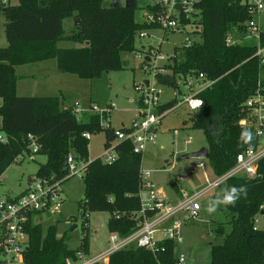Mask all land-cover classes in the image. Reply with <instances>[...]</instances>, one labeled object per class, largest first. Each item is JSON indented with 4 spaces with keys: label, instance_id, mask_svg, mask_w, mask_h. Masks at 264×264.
<instances>
[{
    "label": "trees",
    "instance_id": "obj_1",
    "mask_svg": "<svg viewBox=\"0 0 264 264\" xmlns=\"http://www.w3.org/2000/svg\"><path fill=\"white\" fill-rule=\"evenodd\" d=\"M194 6L199 9V39L178 46L181 48L173 54L172 62L167 64L169 68L163 65L164 70H157L154 75L158 84L175 89L185 82L186 75L196 78L202 72L203 79H213L198 92L203 105L192 114V125L203 129L208 162L214 173L220 175L234 164L236 152L247 145L240 141L241 132L252 128L239 123L242 103L254 92L259 73L264 82V67H259V60L253 55L255 43L226 42L233 28L245 33V22L251 17L247 3L198 0ZM135 7L136 0L130 6L105 4L103 0L0 1L7 40V45L0 46V132L6 136V140H0V175L19 154L32 152L28 147L29 132L40 144L36 152L45 155L35 175L62 183L68 177L66 157L70 151L86 162L81 175L84 231L80 246L70 247L64 235L56 234L54 223L48 224L44 231L42 222L30 219L25 264H61L65 256L75 255L76 250L87 251L85 214L89 211H108V230L121 236L139 224L134 214L140 206L141 153L133 151L131 140H115L113 128L102 124L105 112H93L86 119H79L71 107H62L59 95L17 94L14 71L18 63L46 58H55L60 71L82 78L122 68L121 53L135 49L139 30L151 27L145 20L135 19ZM65 18L69 19L67 26L63 24ZM181 20L187 18L182 16ZM62 39L81 45L57 46ZM175 97L161 103L158 109L173 107L178 101ZM100 129L105 132V147L116 141L113 146L116 155L110 161L100 156L88 158L89 139L83 132ZM222 182L226 188L246 185L247 196L235 205L225 206L229 218L218 220L209 228L210 234L222 238L210 240L209 264L264 263V226L253 227L254 217L264 201V158L258 162L257 175L236 174ZM108 264H176L174 243L161 241L155 253L143 246L122 247L110 253Z\"/></svg>",
    "mask_w": 264,
    "mask_h": 264
},
{
    "label": "rangeland",
    "instance_id": "obj_2",
    "mask_svg": "<svg viewBox=\"0 0 264 264\" xmlns=\"http://www.w3.org/2000/svg\"><path fill=\"white\" fill-rule=\"evenodd\" d=\"M114 0H103L105 4H110ZM6 2L15 3L17 0H6ZM125 0H121L120 4H124ZM149 5V6H148ZM162 3L158 0H136L134 9V17L137 21H144L152 11H159ZM151 10V11H150ZM199 13L197 10H191L187 20H184L182 30L174 28H164L157 22H151L149 28L145 29L149 34L135 37V46L133 50L123 51L121 59L123 67L114 70H102L98 75L92 78H82L78 75L67 73L76 79H64L63 88L57 94L61 95L63 103L66 105H76L86 112H78L77 117L86 119L91 113L92 104L102 109L108 107L105 113L103 123L108 118L111 119V125L118 127L122 123L129 124L136 114V99L138 91L135 88L141 84L143 78H148L150 82H155L154 76L150 73L148 66H163L168 69V65L172 62L173 54L181 48L178 47L187 44L194 39H199L200 24ZM259 22L264 26V9L259 14ZM68 18L63 20V24L67 26ZM5 18L0 13V46L6 45V37L4 33ZM183 25V23H182ZM141 29V30H142ZM238 30L233 31V35L238 37ZM242 41L253 43L254 37H244ZM59 46H77L78 42L74 40L62 39L58 42ZM154 46V48H151ZM176 49L175 53L174 50ZM157 53L166 54L165 59L156 58L155 63L144 59L145 56L154 57ZM146 65L148 70L144 71ZM35 66V65H34ZM36 65L35 67H38ZM37 76L33 77V82H41L42 69L37 70ZM194 76L186 75L185 82L180 84L181 89L178 92L188 93L196 88V84L191 86L187 82H192ZM31 81L30 79H28ZM41 80V81H40ZM24 82H26L24 80ZM159 90V98L161 100L173 98L174 89L171 86L156 84ZM27 91V90H24ZM179 98L181 94H178ZM178 96H174L178 99ZM138 102V99H137ZM75 103V104H74ZM167 114L162 117L161 123L158 125V131L155 132L154 139L148 143L142 152V166L151 170V179L154 182L156 191L159 194L169 195L172 186L170 179H175L178 175H183L182 179H178L179 183L186 189L196 188L207 183V176L211 180L213 178L210 164L206 163L204 168L196 167V158H178V153L185 152L186 149L196 148L206 145L207 140L202 128L194 127L192 124V114L194 113L186 104L177 102ZM71 107V106H69ZM110 112V113H109ZM105 132L103 129L92 132L88 143V152L92 157L102 156L104 152ZM45 160V155L39 152H23L17 156V160L12 162L0 175V194L13 196L18 194L29 177L35 175L36 169L40 162ZM62 198L64 201L61 206V212L43 213L41 222L43 230H46L48 224L54 223L56 226V234L64 235L67 244L70 247L80 246V237L83 233L82 228V208L80 201L83 194V181L81 176L73 175L62 182ZM226 186L223 182L209 189L204 193L199 201L201 209L197 217L192 220L191 225L188 222L183 227L185 241L182 246L178 247L177 252H183L186 256L185 261L180 264H209L208 240L220 241L221 236L210 234L207 228L213 227L218 220H226L229 218L225 206H220L215 213L209 214L206 211L208 202L216 197ZM160 190V191H159ZM195 190V189H194ZM109 212L106 210H92L85 214V221L88 223L87 233L89 236L90 246L92 249H100L110 245L109 231L107 227V218ZM263 219V218H262ZM260 220L258 224L264 225V221ZM226 231L229 226L227 223ZM204 227L205 232L200 229ZM203 229V228H202ZM207 229L209 231H207ZM264 264V263H263Z\"/></svg>",
    "mask_w": 264,
    "mask_h": 264
},
{
    "label": "built area",
    "instance_id": "obj_3",
    "mask_svg": "<svg viewBox=\"0 0 264 264\" xmlns=\"http://www.w3.org/2000/svg\"><path fill=\"white\" fill-rule=\"evenodd\" d=\"M5 2L6 0H0ZM162 3L159 11H152L146 16L148 23L157 22L164 28H174L182 30L184 21L181 17H188L191 10L199 9L194 6L198 0H158ZM248 4V11L251 17L246 20V31L244 37H254L256 49L253 55L259 60V67H264V41L262 32L264 26L259 22V14L264 9V0H242ZM199 18V17H198ZM183 23V25H182ZM139 36H144L148 32L144 29L139 30ZM241 39L234 37L230 32L226 36L227 43L239 42ZM149 57V56H147ZM166 54L157 53L148 60L153 64L156 58L165 59ZM144 59L147 60L146 56ZM150 73L154 76L155 71L164 70L160 65L152 68ZM147 71L146 65L143 67ZM166 69V68H165ZM192 82H187L189 86L193 81L196 88L188 93H183L180 102L185 103L191 110L193 101H202L198 96L205 87L209 86L213 79H203L200 72ZM149 80V79H148ZM156 82V79H155ZM155 82L148 81L146 85L141 84L135 88L139 95V104L136 106V114L127 127L113 128L115 140L129 139L135 152L142 153L149 142L154 139L156 126L164 114V110H159L161 104L159 90ZM157 84V82H156ZM178 94V92H176ZM80 110L75 105L73 111ZM92 111L107 112L108 107L102 109L92 104ZM239 123L252 128L254 144L246 145L235 154L234 164L215 179L208 181L204 186L195 191L184 195L181 199L171 202L165 196L156 191L155 185L151 180V172L148 169L140 168V182L138 196L140 201L139 209L134 216L138 217L139 224L126 235H119L115 231L109 234L110 245L96 254H88L82 249H78L73 256H65L61 264H108L111 252L127 246H143L153 253L157 250L159 243L163 240L174 243L181 242L183 235L181 227L185 220L196 218L200 209L199 198L209 189L221 183L227 177L236 174L248 176L257 175L258 162L264 158V82L261 74H258L256 87L242 103V112ZM107 125L106 123H102ZM83 135L89 138L90 131H84ZM255 136L257 139L255 140ZM29 138L28 147L32 152H36L40 144L32 132L27 133ZM0 140H6V136L0 133ZM116 153L112 144L105 147L102 158L106 161L114 159ZM85 161L79 158L74 152H68L66 157L67 174L66 176L83 174ZM199 166L203 165L202 160H198ZM62 189L59 180L50 181L46 177L34 175L30 177L25 189L13 196L0 194V264H25L24 252L28 247V221L32 219L38 222L43 213L60 212L62 206ZM264 208V201L261 205ZM87 215V213H86ZM264 213H258L254 217V228L261 227L258 222ZM264 226V225H263ZM176 256V264L184 261V253Z\"/></svg>",
    "mask_w": 264,
    "mask_h": 264
},
{
    "label": "crops",
    "instance_id": "obj_4",
    "mask_svg": "<svg viewBox=\"0 0 264 264\" xmlns=\"http://www.w3.org/2000/svg\"><path fill=\"white\" fill-rule=\"evenodd\" d=\"M18 1V0H17ZM236 28H233V30L232 31H230V32H232L233 33V31L235 30ZM148 30L149 29H147V32H148ZM237 30V29H236ZM229 32V33H230ZM149 34V33H148ZM234 37H237V36H234ZM238 38H240L241 40L239 41V42H244V41H242V38H244V34L243 33H241V32H239L238 33ZM6 42H7V40H6ZM58 42H59V40L57 41V46H59L58 45ZM235 43V42H234ZM6 45H7V43H6ZM79 45H81V43H79L78 42V45L77 46H79ZM3 46H5V45H3ZM59 47H74V46H59ZM36 65H39L38 67H35ZM42 69V78H43V80L41 81V82H36V81H34L33 82V80H32V78L33 77H36L37 75V70L39 71V70H41ZM14 71H15V73H16V75H17V80H16V83H15V89H16V92H17V94H25V95H59V94H57L58 92H60L61 90H62V88H63V82H64V79L65 78H67V77H69L68 79H76V78H74L73 76H71V75H69V74H67V73H70V72H62V71H60L59 69H58V67H57V62H56V59L55 58H46V59H41V60H36V61H31V62H25V63H18V64H16V65H14ZM71 74H75V73H71ZM75 75H77V74H75ZM78 77H80V76H78ZM147 78V77H146ZM28 79H30L31 81H29ZM145 78H143L141 81L143 82V80H144ZM148 79V78H147ZM24 80L26 81V82H24ZM182 82V81H181ZM144 83V82H143ZM158 84V83H157ZM173 88V87H172ZM174 89V93H173V97L174 96H178V94H183V93H180V92H178V89H181V87H179L178 89H175V88H173ZM24 90H27V91H24ZM176 92H178V94L176 93ZM59 96H61V95H59ZM172 98V97H171ZM171 98H169V99H171ZM180 98H181V96H180ZM180 98H179V96H178V101L177 102H180ZM137 99H138V102H137ZM137 99H136V106L139 104V95H137ZM169 99H165V100H161L160 99V101H161V103H163V102H165V101H167V100H169ZM64 101H63V99H62V106H65L64 105V103H63ZM1 103H2V99H1V97H0V105H1ZM181 103H183V102H181ZM75 104V103H74ZM176 104H178V103H176ZM176 104L174 105V106H176ZM185 104V103H184ZM69 106H71V108H72V110L74 109V107H75V105H66V107H69ZM173 106V107H174ZM173 107H171V108H169V109H164V114H163V116L165 115V114H167ZM76 110V109H75ZM87 110H83V109H81L80 108V110H76V111H73L75 114H76V116H77V113L78 112H86ZM89 111H91V113H93V112H96V111H92L91 109L89 110ZM194 112V111H193ZM110 113V112H109ZM90 115V114H89ZM162 116V117H163ZM88 117V116H87ZM87 117H85V118H87ZM162 117H161V119H160V121H159V123L157 124V126H156V132L158 131V125L161 123V120H162ZM79 119H82L81 117H78ZM102 122H103V120H102ZM107 122V124L109 125V126H111L112 128H119V127H127L129 124H121L120 126H118V127H113L112 125H111V119H110V117L108 118V120L106 121ZM105 122V123H106ZM1 123H2V115L0 114V126H1ZM1 134H3L2 132H0ZM4 135V134H3ZM91 135H92V132H91ZM91 135H90V137L88 138V139H90L91 138ZM114 142H116V141H112L110 144H112L113 146H114ZM202 146H207V143H206V145L204 144V145H202ZM105 147V146H104ZM199 147H201V146H199ZM199 147H196V148H190V149H186V151H189V150H194V149H197V148H199ZM145 150V149H144ZM185 151V152H186ZM183 153V152H182ZM180 154L178 153V155H177V157L179 156ZM97 157V156H96ZM88 158L89 159H92V158H94V157H92V156H90L89 155V152H88ZM83 159V158H82ZM181 159V158H180ZM198 160H202L203 161V165H201V166H199L197 163H198ZM206 163H208L209 164V162H208V157L207 158H196V167H199V168H204L205 166H206ZM210 166V165H209ZM141 168H143V166H142V153H141V166H140ZM143 169H148V170H150L149 168H143ZM210 169H211V172H212V175H213V178L211 179V180H213V179H215L217 176H219V174H215L214 173V171H213V169H212V167L210 166ZM228 170V169H227ZM150 172H151V170H150ZM71 176H73V175H71ZM68 177H70V176H68ZM67 177V178H68ZM183 178V175H178L177 177H176V180L175 179H170V182H171V186H172V189H171V191H170V193H169V195H164V194H162L163 196H165L168 200H170L171 202H175V201H177V200H179V199H181L184 195H186V194H189V193H191V192H193V191H195L196 189H199V188H201L202 186H204L205 184H203L202 186H198V187H196V188H193V190L192 189H186L183 185H181L180 183H179V181H178V179H182ZM29 179H30V177L28 178V180H27V183L24 185V187L21 189V191L23 190V189H25V187L27 186V184H28V181H29ZM152 180V179H151ZM206 180H207V182L208 181H210V179H209V177L207 176V178H206ZM152 182H153V180H152ZM154 183V182H153ZM62 184V183H61ZM61 189L63 190V187H62V185H61ZM195 189V190H194ZM160 191V190H159ZM203 195V194H202ZM201 195V196H202ZM200 196V197H201ZM63 204H64V201L62 202ZM63 204H62V206H63ZM200 204H201V202H200ZM202 206V205H201ZM201 206H200V209H201ZM200 209H199V211H200ZM60 212H61V209H60ZM199 213V212H198ZM263 218V219H262ZM195 218H193V219H189V220H185V222L183 223V225H182V227H181V231L183 232V227H185L186 225H188L187 223L188 222H190V224H191V222H192V220H194ZM263 220L264 221V216H261L260 217V220ZM42 220L40 219V222H41ZM193 223V222H192ZM87 225H88V223H87ZM191 225H193V224H191ZM263 226V225H262ZM203 228V229H202ZM202 228L200 229L201 231H203L204 230V227L202 226ZM208 229H209V224H208V227H207ZM207 229V231H209ZM109 231V230H108ZM203 232H205V231H203ZM109 234H110V231H109ZM182 235H183V240L181 241V242H177V243H175V246H174V251H175V255H178L179 253H183V252H177V249H178V247H180V246H182V244L184 243V242H186L185 241V237H184V234L182 233ZM110 240V239H109ZM208 244H210V240H208ZM109 245H107L106 247H102V248H100V249H92L91 248V246H90V241H89V236H88V250L87 251H85V252H87L88 254H96V253H98V252H100L101 250H103V249H105V248H107ZM186 257V256H185ZM186 259V258H185ZM185 259H184V261H185ZM183 261V262H184ZM182 263V262H181ZM260 264H263V263H260Z\"/></svg>",
    "mask_w": 264,
    "mask_h": 264
},
{
    "label": "clouds",
    "instance_id": "obj_5",
    "mask_svg": "<svg viewBox=\"0 0 264 264\" xmlns=\"http://www.w3.org/2000/svg\"><path fill=\"white\" fill-rule=\"evenodd\" d=\"M203 101H193L191 107L193 109L197 107H202ZM253 139V133L250 129L244 128L241 132L240 141L243 144L250 145ZM247 196V186L241 185L230 186L228 188L223 189L220 193L216 195V197L210 200L206 206V211L209 214L215 213L220 206H229L235 205V203L241 198Z\"/></svg>",
    "mask_w": 264,
    "mask_h": 264
},
{
    "label": "water",
    "instance_id": "obj_6",
    "mask_svg": "<svg viewBox=\"0 0 264 264\" xmlns=\"http://www.w3.org/2000/svg\"><path fill=\"white\" fill-rule=\"evenodd\" d=\"M121 3V0H114L110 5H119ZM133 3V0H125L124 5L130 6ZM78 22V19L75 20V23ZM147 60L149 57H147ZM148 79L145 78L143 82L147 85ZM257 139V136H255V140ZM208 157V147L207 146H201L194 150H189L186 152L181 153L178 158H207ZM260 213H264V208L260 210Z\"/></svg>",
    "mask_w": 264,
    "mask_h": 264
}]
</instances>
